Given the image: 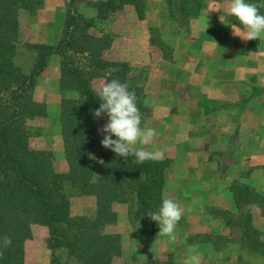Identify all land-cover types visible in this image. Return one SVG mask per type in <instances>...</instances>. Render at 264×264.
Listing matches in <instances>:
<instances>
[{
  "label": "trees",
  "instance_id": "trees-1",
  "mask_svg": "<svg viewBox=\"0 0 264 264\" xmlns=\"http://www.w3.org/2000/svg\"><path fill=\"white\" fill-rule=\"evenodd\" d=\"M83 1L66 0L62 35L55 46H29L35 55L27 73L15 63L19 13L22 9L32 10L40 2L0 0V237L7 236L12 241L10 246H3L0 241V264H25V247L37 227L47 232V249L63 250L65 254V262L53 255L50 264H112L114 258L122 255L120 235L105 232L106 227L117 222V213L113 210L116 203L135 201L133 219L148 221L151 232H159L149 214L158 210L163 199L166 162L140 164L135 157L122 158L103 148V136L96 134L94 118L89 113L90 109L99 108V90L106 82L116 79L135 91L143 121L151 117V109L144 102L147 75L140 81L141 77L128 64L103 60L113 40L107 33L90 32L96 29L97 22L106 21L127 5L133 6L142 20L146 1L96 0L92 4L96 16L91 19L82 17L78 10ZM165 1L169 16L173 18L177 13L181 20L197 15L208 3H230V0ZM251 2L264 14V0ZM229 22L239 24L232 15ZM54 55L61 59L59 90L74 95L60 102L66 173L56 172L52 152L34 150L29 144L28 121L45 113L44 105L33 102V91ZM101 118L105 125L107 117ZM240 189L233 188L237 201L255 208L264 217V197L250 194L248 188ZM68 190L79 197L93 198L92 216H71ZM251 217L247 212H240L235 223L228 224L223 218L222 221L229 229L243 231L249 251L263 258L264 239L257 242L246 233L245 223H250ZM254 232L257 237H264V231ZM152 256L147 254L146 260L137 264H174L173 260L164 263Z\"/></svg>",
  "mask_w": 264,
  "mask_h": 264
},
{
  "label": "crops",
  "instance_id": "crops-1",
  "mask_svg": "<svg viewBox=\"0 0 264 264\" xmlns=\"http://www.w3.org/2000/svg\"><path fill=\"white\" fill-rule=\"evenodd\" d=\"M229 8L228 1L211 2L181 29L169 16L165 0H155L143 20L133 6H124L114 23L115 37L105 58L130 67H149L144 94L152 109L150 123L156 128L168 125L164 147L155 143L153 151L179 164L175 191L169 199L183 206L180 194L188 190L192 191L193 208L201 199L205 208L231 215L249 209L253 218L264 222L255 208L237 201L233 190L234 181L239 180L250 194L264 197V37L251 43L234 35ZM154 27L170 55L152 65L150 29ZM194 224L209 239L201 244L209 260L202 259L201 252L200 264H220L212 262L211 255L221 250L216 252L211 240L237 230L206 211ZM180 235L175 233V239ZM187 236L183 233L181 240L186 241ZM165 237L167 250L175 255L180 241L162 234ZM222 256L223 264H241L232 245Z\"/></svg>",
  "mask_w": 264,
  "mask_h": 264
},
{
  "label": "rangeland",
  "instance_id": "rangeland-1",
  "mask_svg": "<svg viewBox=\"0 0 264 264\" xmlns=\"http://www.w3.org/2000/svg\"><path fill=\"white\" fill-rule=\"evenodd\" d=\"M39 1V5L35 8L32 7V10L22 9L19 13V29L17 32L16 44L18 47L17 57L15 63L20 67L24 72H29L32 68L34 61V52L29 49L31 45H50L55 46L61 39L63 25L66 17V0H34ZM145 12L148 10L149 6L155 0H145ZM96 0H84L80 5H78V10L82 17L85 19L95 18L96 10L93 8L92 4ZM209 4V3H208ZM120 10L114 15L109 16L106 21L97 22L96 29L91 30V33L98 34V32L107 33L110 35L112 40L115 37L114 34V23L119 14ZM176 12V11H175ZM145 14V13H144ZM144 19V18H143ZM142 19V20H143ZM171 19H174L177 23L180 24L181 29L185 28V25L188 23V19L181 20L179 14ZM151 54H152V65L158 64V60L162 57L167 58L170 55V48L166 45L162 36L158 32L157 28H151ZM253 43V41H251ZM51 59V57H50ZM47 68L37 79L36 86L33 91L32 100L36 104L45 106V113L42 117H38L28 121V127L30 128L31 137L29 139L30 147L34 150H47L54 154V168L58 173L67 172V164L65 161L63 153V141L61 136V127H60V102L63 98H73L72 93H61L59 90V79H60V64L61 59L59 56H53L50 60ZM103 60L112 63V61L106 60L105 53L103 55ZM55 61V62H53ZM133 73H135L140 81L144 77V74L148 75L149 67H131ZM146 84V82H145ZM146 103V98L144 99ZM149 107V106H148ZM150 108V107H149ZM151 109V108H150ZM93 109L89 110L90 115H92ZM152 111V109H151ZM151 118V117H150ZM150 118L145 119L142 124L150 128H154L157 131L155 137L158 138V141H154L149 146V149L153 151L155 143L160 147H164L165 139L164 133L166 130L164 123L159 127L151 125ZM95 132L98 136H103L98 130L104 127L102 118H94ZM216 151V149H213ZM220 150V149H219ZM158 161H165L167 168L165 171V190L163 192V198H169L170 194L175 191L176 186V177H177V165H179L174 159L168 158L166 154H163V157ZM239 176H237L238 179ZM243 177H241L242 179ZM235 187L239 190L242 186V181L235 180ZM240 183V184H239ZM203 191V190H202ZM179 192V191H178ZM69 193V202H70V214L73 217L82 216L83 214L92 216L94 201L91 197H79L77 194H74L73 191L68 190ZM181 197L185 204L180 206L182 209V217L178 223L175 233L180 232L175 241H180L176 243L177 253L171 254L167 250V238H161L162 234L152 233L150 230V224L148 221L139 222L133 219V213L137 208L135 201L127 203H116L113 205V210L117 213V222L115 225L108 226L105 228L106 233H116L120 235L122 242V255L120 257L114 258L112 264H137L142 263L146 260L147 254H152L153 259L160 262H171L174 261V264H184L185 256L187 250L190 246H196L197 250L205 258L206 253L203 252V247L201 244L209 243V239L205 234H202L199 230L198 225L194 224V221L201 217L206 211L207 214L219 218L222 221L226 219L229 223H235V217H239V214L228 216L226 212L217 210L214 208L204 207L202 205L201 199H199V205L192 207L191 196L192 191L183 190L181 192ZM185 197V198H184ZM190 200V201H189ZM203 206V207H202ZM205 208V210H204ZM196 209H200V213H196ZM187 210V211H186ZM242 213V212H241ZM247 213L252 216L249 209ZM200 214V215H198ZM252 221L250 223H245V229L247 235H252L253 238H256L257 242L263 241L261 237H257L254 231H259L263 233L264 231V222L259 221L251 217ZM187 233L186 241L181 240L183 233ZM32 240L26 244V261L25 264H50L52 256L60 259L62 262H65V254L63 250L50 251L46 247V237L47 232L41 227L34 228ZM244 232L237 230V232H230L227 236H218L216 239L211 240L215 243V251L222 252L232 249L236 252L241 258V264H264V257H260L254 253H251L246 245V242L243 238ZM211 255L212 262L223 264L225 259H223L222 253ZM210 255V254H209ZM172 259H171V257ZM229 260V259H227ZM73 264V263H69Z\"/></svg>",
  "mask_w": 264,
  "mask_h": 264
},
{
  "label": "clouds",
  "instance_id": "clouds-1",
  "mask_svg": "<svg viewBox=\"0 0 264 264\" xmlns=\"http://www.w3.org/2000/svg\"><path fill=\"white\" fill-rule=\"evenodd\" d=\"M229 11L239 22L238 26L232 25L234 35L246 41L264 37V14L251 0H230ZM98 97L100 105L92 111V115L94 118L107 117V123L98 130L103 134V148L122 158L135 157L140 164L163 157L162 152L149 149L157 131L143 126V115L137 106L135 91H130L126 83L112 79L99 90ZM181 217L179 203L169 198H163L158 210L149 214V218L158 225L159 234L167 235L173 240ZM0 241L3 246H10L12 243L7 236L0 237ZM200 258L196 246H190L184 264H200Z\"/></svg>",
  "mask_w": 264,
  "mask_h": 264
}]
</instances>
